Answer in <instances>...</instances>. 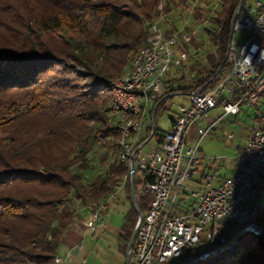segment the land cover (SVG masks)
Masks as SVG:
<instances>
[{
    "label": "trees",
    "instance_id": "obj_1",
    "mask_svg": "<svg viewBox=\"0 0 264 264\" xmlns=\"http://www.w3.org/2000/svg\"><path fill=\"white\" fill-rule=\"evenodd\" d=\"M159 1L36 0L22 30L1 40L0 264H53L79 207L102 203L123 180L128 168L118 159L109 83L127 71L146 43ZM186 1L166 0L164 9ZM238 1L221 0L204 30L211 43L205 60L190 63L187 72L177 68L179 76L165 80L167 94L194 91L214 75ZM13 7L7 16L11 21L18 17ZM202 14L198 11L197 18ZM164 101L152 110L159 141L163 129L157 115ZM151 131L150 126L146 137ZM141 182L136 172V203L145 213L151 196L138 191ZM125 183L131 198L130 177ZM137 216L132 205L121 234L124 251ZM257 223L260 228L253 229ZM224 236L208 246L202 240L173 264H264V204L255 220L238 222Z\"/></svg>",
    "mask_w": 264,
    "mask_h": 264
},
{
    "label": "built area",
    "instance_id": "obj_2",
    "mask_svg": "<svg viewBox=\"0 0 264 264\" xmlns=\"http://www.w3.org/2000/svg\"><path fill=\"white\" fill-rule=\"evenodd\" d=\"M165 2L159 1L160 12L150 25V35L132 56L127 71L109 83L112 98L108 114L119 130L118 159L128 168L111 195L132 172L134 178L138 172L142 178L138 191L151 196L147 211L137 216L136 235L126 251L127 264H173L202 241L203 231L206 246L216 240L223 241L225 236L218 220L225 218L236 224L255 220L262 205L259 197L264 196V115L256 120L253 131L240 146L230 174L222 179H219V167L212 170L211 164L216 159L203 162L198 149L199 141L214 129L221 116L208 121L206 127L197 128L198 139L194 145H186L190 125L205 117L210 109L221 105L223 115L235 116L261 101L264 1L243 0L226 46L225 73L211 87L206 88L209 82L201 90L199 87L185 93L188 102L177 105L161 140L145 149L150 139L145 141L155 130L151 126L150 135L140 137L142 123L150 112L147 110L174 93L167 94L165 74L171 67L178 70L188 60L197 61L198 49L192 40L210 26V19L217 15L221 4V0H187L184 6H171L165 11ZM198 11L203 13L200 18ZM236 32L241 36L236 37ZM201 60H205L204 55ZM186 82L187 78L182 81ZM131 161L133 171L129 168ZM187 195L194 199L193 203L178 212L176 208ZM105 207L103 202L88 204L90 215L83 221L84 226L95 228L100 219L99 210ZM259 228L258 223L253 226ZM53 264H62V259L57 256Z\"/></svg>",
    "mask_w": 264,
    "mask_h": 264
},
{
    "label": "rangeland",
    "instance_id": "obj_3",
    "mask_svg": "<svg viewBox=\"0 0 264 264\" xmlns=\"http://www.w3.org/2000/svg\"><path fill=\"white\" fill-rule=\"evenodd\" d=\"M35 1L36 0H0V42L4 36L10 37L12 34L22 30L26 13L31 9ZM246 1L253 3L255 0ZM28 2H30V4H26ZM12 6H15L13 7L14 9H16V7L18 8V10H16V16L18 17H16L15 21L7 19L8 11L12 9ZM175 11L177 10L175 9ZM240 34V32H236L235 36H241ZM195 40L198 43L192 45L198 49V61L203 59L205 51L211 48V43L204 30L195 36ZM188 61L185 62L183 68L185 72H187L188 65L190 64ZM180 73L181 69L175 71V68L171 67L169 72L165 74L164 79H168L175 75L179 76ZM187 100V95L185 94L178 93L173 95L167 101L170 107L159 112L157 116V125L161 129L166 130L170 124L169 117L174 114L177 105L180 103L186 104L188 102ZM256 107L258 111H256ZM256 115H264V101H259L257 105L248 107L245 111H240L235 116L229 114L223 115L222 106H216L207 111L205 117L203 116L197 119L190 125L187 131L186 145H194V139H198L199 137L196 133L198 127H206L208 121L215 120L221 116L219 121L216 122L214 129L202 137L198 146L205 154L203 161L209 163L210 159L215 158L216 161L212 164V170L219 167V172L221 176H223L228 172L231 161L236 155L237 147L242 145L253 131L256 125V119L254 118ZM149 125L150 122L148 119L142 123L140 129L141 138L144 136L146 127H149ZM231 134L232 136H230ZM154 144L155 139L152 138L144 145V148L149 149L153 147ZM193 200L191 196L187 195L185 197V203H187L185 206H188ZM259 200L264 204V196H260ZM185 206L179 209H183ZM177 209L178 208H176V210ZM218 223L222 226L224 235L231 234L236 229V223L225 218L219 219ZM206 227L207 225L205 228ZM72 233H75L77 236L75 240L77 244L74 246L73 243L69 245L68 242L62 243L64 239H72L71 236H69ZM204 238L205 231L201 233V239L203 240ZM105 240H107V238L104 236L97 239L91 237L90 230H71L69 234L65 235L63 240H61L57 253L62 259V264H125V255L115 249L116 244L113 246L111 241ZM78 243H80L82 245L81 247H84L86 251L80 246H77Z\"/></svg>",
    "mask_w": 264,
    "mask_h": 264
},
{
    "label": "crops",
    "instance_id": "obj_4",
    "mask_svg": "<svg viewBox=\"0 0 264 264\" xmlns=\"http://www.w3.org/2000/svg\"><path fill=\"white\" fill-rule=\"evenodd\" d=\"M175 94H178V93L176 92ZM175 94H173V95H175ZM173 95H170L168 97V99L162 104V106L158 110L159 112H162L167 108V106H166L167 101ZM156 105H157L156 103H153L149 107V109L147 110L150 112H148L146 114L144 121L146 119H148V121L150 122V125H149V127L148 126L146 127L144 136L142 138H145L147 136L148 129L150 128V126H152V118L154 116V114L152 113V110L155 108ZM245 109L246 108L242 109V111H245ZM256 111H258V110L256 109ZM172 116H170L169 118L171 119ZM154 119H155V116H154ZM154 122H155V120H154ZM198 128H201V127H198ZM149 137H151V136H149ZM152 138L155 139V144L153 145V146H155L158 142V136L153 135L150 139H152ZM192 139H194V138H192ZM240 146L237 147L236 154H237ZM198 149H199V146H198ZM199 154L202 156V160H203L205 157V154L200 149H199ZM232 165H233V160L231 161L228 172L226 174L221 176V174L219 172V179H222V178H224L230 174ZM130 189H131V187H130ZM130 197H131V193H130ZM103 203L106 204V207L101 208L99 210L100 219L96 223L95 228L90 229V228H86L84 226L83 221L89 217L90 211L87 208V206H80L78 209V216H77L75 222L73 223V225L71 226V228L69 229V231L65 235L69 234V232L71 230H75V231H80V230L88 231V230H90V236L91 237L97 239V238H100L101 236H104L107 238V240H105V241H111L113 246H115V244H116L115 249L117 251H119L120 253H123L125 255V261H126L127 247H126V251H124L123 250V240L121 239V234L123 233V226L126 223V217L128 215L129 210L132 208V205L135 208V206L132 202V198L128 197V193H127V189H126V183L125 182L122 183L120 188L116 191V193L114 195L109 194L105 198ZM192 203H193V201L190 204H188V206H185V204H187V203H185V199H184L183 202L181 203V205L179 207H177L178 212H181V211L186 210L187 208H190ZM136 205H137V203H136ZM183 206H185L183 209H179L180 207H183ZM135 210H136V208H135ZM64 236L60 239L59 244L61 243V240H63ZM69 236H71L72 239H64V241H62V243L68 242V245L73 243V245L75 246V244H77V243H75V240L77 238L76 234L72 233ZM108 239H110V240H108ZM77 246L81 247L82 245L80 243H78ZM58 248H59V246H58ZM81 248L83 250H85L84 247H81ZM57 255H58V257H60V255L58 253H57Z\"/></svg>",
    "mask_w": 264,
    "mask_h": 264
},
{
    "label": "water",
    "instance_id": "obj_5",
    "mask_svg": "<svg viewBox=\"0 0 264 264\" xmlns=\"http://www.w3.org/2000/svg\"><path fill=\"white\" fill-rule=\"evenodd\" d=\"M243 3V0H239L238 3H237V6H236V9H235V12L233 14V17H232V20H231V32H230V36H229V39L231 38L232 36V27H233V23H234V20H235V17H236V13L238 12V10L240 9L241 5ZM225 62H226V56H224L223 60L221 61L218 69L216 70V72L214 73V75L208 80L206 81L200 88L203 89L212 79L213 77L216 76V74L223 68V66L225 65ZM176 93V92H175ZM175 93H171L170 95H173ZM154 116L152 118V128L153 130L155 129V124H154ZM151 137H149L145 143L150 139ZM129 168L131 169V171H133V168H134V164H133V161L130 162L129 164ZM130 187H131V198H132V202L136 208V211H137V215L138 217H141L142 216V212L139 210V208L137 207L136 205V196H135V178H134V175H133V172L131 173V176H130ZM136 231H137V227H134V230L131 234V237L128 241V244H127V251L130 250L131 246H132V243L134 241V237L136 235ZM128 262V259H127V255H126V261H125V264H127Z\"/></svg>",
    "mask_w": 264,
    "mask_h": 264
}]
</instances>
